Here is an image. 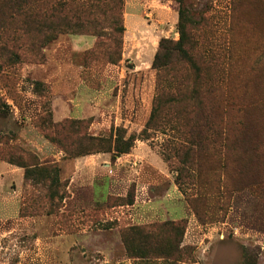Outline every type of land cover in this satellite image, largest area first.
Masks as SVG:
<instances>
[{"label": "rangeland", "instance_id": "374dc122", "mask_svg": "<svg viewBox=\"0 0 264 264\" xmlns=\"http://www.w3.org/2000/svg\"><path fill=\"white\" fill-rule=\"evenodd\" d=\"M17 2L25 11L9 9ZM179 9L213 58L201 71L215 90L202 97L225 143L190 146L181 163L189 145L176 131L150 130L134 145L167 176L141 185L144 160L125 153L127 170L69 184L53 154L71 159L63 149L86 142L53 124L139 133L155 94L147 55L179 38ZM0 98V264H173L134 256L122 235L179 220L187 251L175 264H264V0H0ZM36 162L58 168L52 182L24 176Z\"/></svg>", "mask_w": 264, "mask_h": 264}, {"label": "trees", "instance_id": "16d2710c", "mask_svg": "<svg viewBox=\"0 0 264 264\" xmlns=\"http://www.w3.org/2000/svg\"><path fill=\"white\" fill-rule=\"evenodd\" d=\"M9 9L14 12L25 11V7L18 2L10 5ZM177 14L179 38L177 40L160 38L158 48L150 62V67L157 71L155 94L148 118L139 133L126 135V130L121 131L119 127H111L109 134L92 135L81 131V122L53 124L56 133L74 134L76 138L78 137V141L86 142L85 145L73 148L75 149L73 152L69 147L63 149L67 155L74 158L85 154L108 152L114 160L116 156L130 152L136 139H148L150 130L166 132L168 128L176 131L180 140L189 145L184 157H181L182 160L179 158L181 163L183 160L184 162L188 160L190 146L195 145L200 148L217 142L225 143L226 137L219 131L220 123L212 117V106L202 97L205 93L212 94L215 90L214 75L211 73L206 75L201 71V67L204 68L206 63L213 62V58L206 56L200 50L194 33L185 30L186 17L182 10L179 9ZM176 64L179 65L175 66ZM189 71L194 74L191 83L188 80ZM4 105L0 98V110ZM30 155L26 153L25 156L29 159ZM29 166H34L38 172L35 169L32 171L26 169L24 176L36 174L52 182L57 175L58 168L54 166L43 167L41 172L39 162ZM175 180L178 181V177ZM183 234L184 225L182 220H179L153 225L148 231L134 227L129 229L128 233L124 232L122 237L126 251L134 256L150 255L169 259L175 264L177 261H183L180 258L187 251L186 247L181 246ZM135 240L138 241L137 244L133 243ZM158 240L166 241L165 245L152 247Z\"/></svg>", "mask_w": 264, "mask_h": 264}, {"label": "crops", "instance_id": "0c3cea01", "mask_svg": "<svg viewBox=\"0 0 264 264\" xmlns=\"http://www.w3.org/2000/svg\"><path fill=\"white\" fill-rule=\"evenodd\" d=\"M155 52V48L151 51H149L148 55H147V63L150 64L153 54ZM134 70H138V66H135ZM149 151L146 150L144 147L139 146V145H134L131 148V151L129 153H126L125 156H134V157H139V160H144L143 162V168H144V172H142L143 177H141L140 180V184L141 185H147L149 184L150 181H148L149 178H160L161 176H167L166 175V166L164 165L163 162L158 161L153 159L149 154ZM60 153H55L53 154V158H54V162H58V163H64V170L67 169L68 174L67 176H69V184H72V182L74 181L76 176H79L81 173L88 171L91 172L92 170H99L100 173L105 174L106 170L110 167H112V165L115 167H119L120 169L125 168L127 170L126 164L128 165V163H123L122 159L124 156H116L114 162H111L110 160V153L105 152V153H101V154H91V155H85V156H80V157H75V158H71L68 160H63L61 158V156L59 155ZM124 155V154H123ZM125 158V157H124ZM151 159V160H150ZM153 159V160H152ZM88 161H93L95 163V165H92L89 163V165H86V163ZM131 162V161H130ZM134 164V163H133ZM129 166V165H128ZM130 166H132L130 164ZM125 170V171H126ZM146 181H144V180ZM172 190V189H171Z\"/></svg>", "mask_w": 264, "mask_h": 264}]
</instances>
